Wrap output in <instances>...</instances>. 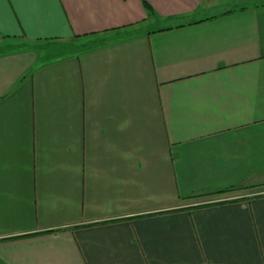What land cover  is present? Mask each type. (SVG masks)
<instances>
[{
	"label": "crops",
	"instance_id": "1",
	"mask_svg": "<svg viewBox=\"0 0 264 264\" xmlns=\"http://www.w3.org/2000/svg\"><path fill=\"white\" fill-rule=\"evenodd\" d=\"M0 264H264V0H0Z\"/></svg>",
	"mask_w": 264,
	"mask_h": 264
},
{
	"label": "trees",
	"instance_id": "2",
	"mask_svg": "<svg viewBox=\"0 0 264 264\" xmlns=\"http://www.w3.org/2000/svg\"><path fill=\"white\" fill-rule=\"evenodd\" d=\"M143 4V8L147 14L148 17H151L154 15L152 9L150 8V6L146 3V2H142ZM122 34L120 33H116L115 35H113V37L111 38H106V39H94V40H87L85 43H78V37H75L73 41L75 43H69V44H61L59 42H57L56 40H48V41H43L42 45L36 47V46H32L29 48H34L36 47L38 50L42 51L44 53V56L47 60L50 59H54V58H59L65 55H70V54H74L77 55L83 51L86 50H90L94 47L103 45L105 43H108L110 41H114L116 39H118L119 36H121ZM125 36V34H123ZM122 35V36H123ZM54 48V50H50ZM57 48H61V50H55ZM3 53H7L8 51H1Z\"/></svg>",
	"mask_w": 264,
	"mask_h": 264
},
{
	"label": "rangeland",
	"instance_id": "3",
	"mask_svg": "<svg viewBox=\"0 0 264 264\" xmlns=\"http://www.w3.org/2000/svg\"><path fill=\"white\" fill-rule=\"evenodd\" d=\"M87 40H82V41H79L78 43H85ZM50 50H54V48H52V49H50ZM55 50H61V48L59 49V48H57V49H55Z\"/></svg>",
	"mask_w": 264,
	"mask_h": 264
}]
</instances>
